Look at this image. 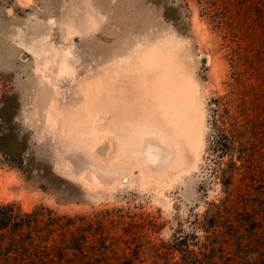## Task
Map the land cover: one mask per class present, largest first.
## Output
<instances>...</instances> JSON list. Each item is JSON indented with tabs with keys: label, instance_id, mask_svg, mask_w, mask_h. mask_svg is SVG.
I'll return each mask as SVG.
<instances>
[{
	"label": "rangeland",
	"instance_id": "1",
	"mask_svg": "<svg viewBox=\"0 0 264 264\" xmlns=\"http://www.w3.org/2000/svg\"><path fill=\"white\" fill-rule=\"evenodd\" d=\"M5 207L1 264H264V0H0Z\"/></svg>",
	"mask_w": 264,
	"mask_h": 264
},
{
	"label": "trees",
	"instance_id": "2",
	"mask_svg": "<svg viewBox=\"0 0 264 264\" xmlns=\"http://www.w3.org/2000/svg\"><path fill=\"white\" fill-rule=\"evenodd\" d=\"M251 172H254V171H251ZM253 178H255L254 175H251V177L248 180H250V182L253 183V185H254L255 181ZM22 217L30 218L29 215H24ZM16 218L17 217L13 214V212L11 211V208H6V207L0 208V251H2L4 249L3 245L5 244V242H7L4 238L5 234L3 232H6V230H8V228L12 227V226L13 227L17 226L16 228H13V229H15V233H19L21 231V230H19L18 226H20V228H22V229L24 228V226L18 225V223H15V221L17 220ZM8 242H9V246L13 247L15 249H17L16 247L19 246V242H16L15 238H13L12 236H11V238L8 239ZM6 258L7 259H5V264H10L9 263L10 259H8V257H6ZM24 258H28V259H26L27 261L21 260V263H19V261H18L17 263H13V264H26V263L32 264L31 260L33 259V257L27 255V256H24ZM0 260H1V258H0ZM0 264H1V261H0Z\"/></svg>",
	"mask_w": 264,
	"mask_h": 264
},
{
	"label": "water",
	"instance_id": "3",
	"mask_svg": "<svg viewBox=\"0 0 264 264\" xmlns=\"http://www.w3.org/2000/svg\"><path fill=\"white\" fill-rule=\"evenodd\" d=\"M200 64H201V65H204V64H205V60H201V61H200Z\"/></svg>",
	"mask_w": 264,
	"mask_h": 264
},
{
	"label": "bare ground",
	"instance_id": "4",
	"mask_svg": "<svg viewBox=\"0 0 264 264\" xmlns=\"http://www.w3.org/2000/svg\"><path fill=\"white\" fill-rule=\"evenodd\" d=\"M167 103H169V102H167ZM169 104H170V103H169ZM170 105H171V104H170ZM153 106H155V104H154V105H152V107H153ZM156 107H157V106H156ZM159 107H160V106H159ZM167 107H168V106H167ZM169 107H170V106H169ZM165 108H166V107H165ZM169 111H170V110H169ZM173 131H174V130H173Z\"/></svg>",
	"mask_w": 264,
	"mask_h": 264
}]
</instances>
